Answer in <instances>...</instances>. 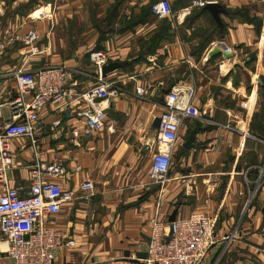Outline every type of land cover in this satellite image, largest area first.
Here are the masks:
<instances>
[{
  "label": "crops",
  "instance_id": "obj_1",
  "mask_svg": "<svg viewBox=\"0 0 264 264\" xmlns=\"http://www.w3.org/2000/svg\"><path fill=\"white\" fill-rule=\"evenodd\" d=\"M157 1L0 0V39L18 38L0 58V104L16 97L20 67L64 66L83 90L93 84L91 52L106 50L109 63L123 65L106 76L121 89L108 116L113 134L75 138L81 109L74 107L59 128L52 107L38 125L44 160L63 163L66 176L58 182L77 196L49 217L65 240L54 264H143L138 254H147L152 218L168 225L194 216L215 222L217 242L202 264H264V0H170L175 20L153 16ZM209 4L222 8L221 24ZM40 8L50 14L40 16ZM85 17L91 26L83 31L77 25ZM31 30L42 35L37 44L24 40ZM218 43L234 50L232 59L208 58ZM137 86L147 95L137 96ZM174 87L195 88L201 117L183 123L161 192L147 185L150 146ZM194 130V148L185 149ZM16 156L12 185L27 190L31 147L24 143ZM87 179L95 195L80 199ZM8 249L0 238V264H15Z\"/></svg>",
  "mask_w": 264,
  "mask_h": 264
},
{
  "label": "built area",
  "instance_id": "obj_2",
  "mask_svg": "<svg viewBox=\"0 0 264 264\" xmlns=\"http://www.w3.org/2000/svg\"><path fill=\"white\" fill-rule=\"evenodd\" d=\"M200 5L205 6V3ZM151 11L159 20L176 19L170 0H158L152 4ZM16 40V37L0 39V58ZM24 40L27 44H37L42 35L31 30ZM217 46L224 52H234L223 43ZM34 49L37 53V47ZM90 61L94 66L93 84L83 90H80L79 78L64 66L36 71L20 67L13 73L16 97L0 104V238L8 243L7 257L15 264L55 263L65 240L63 233L51 225L49 217L60 214L64 204L77 199L74 192L64 189L58 182L66 176L63 163L56 158L49 162L44 160L36 135L42 115L52 107L56 115L52 126L59 128L66 110L80 108L76 114L81 130L74 129L75 138L81 133L92 135L105 130L114 133L113 127L108 126V116L121 89L118 82L103 76L102 70L110 61L106 50L91 52ZM136 94L143 97L147 91L137 86ZM200 117L195 88H172L164 98L160 125L150 146L155 151L147 173V185L158 186L161 192L167 186L181 127L185 121ZM24 143L31 147L33 156L27 190L23 186H13L11 179L17 166L16 152ZM95 190L94 182L87 179L80 186L79 198H91ZM150 223L147 258L143 264H202L208 250L217 242L215 222L207 216L176 218L168 225L154 217ZM67 244L73 246L74 243Z\"/></svg>",
  "mask_w": 264,
  "mask_h": 264
},
{
  "label": "water",
  "instance_id": "obj_3",
  "mask_svg": "<svg viewBox=\"0 0 264 264\" xmlns=\"http://www.w3.org/2000/svg\"><path fill=\"white\" fill-rule=\"evenodd\" d=\"M206 9L212 14V16L214 17V19L221 24V20H220V14L223 12L222 8L217 5V4H209L207 5ZM262 20H257L256 21V25L260 26L262 25ZM218 55H222L224 56L226 59H232L233 55L227 52H224L219 46H216L213 48V50L210 51V53L208 54V58H213L215 56ZM123 67V65L119 62H110L109 64H107L106 66H104L102 72H103V76H107L110 73L121 69ZM160 125V118H157L155 121V128L159 127ZM196 130L192 131L188 140L185 142V144L183 145V147L185 149H192L194 148V141H195V135H196ZM175 220V218L173 217L171 219V221ZM138 257L141 259H146L147 258V254H138Z\"/></svg>",
  "mask_w": 264,
  "mask_h": 264
},
{
  "label": "rangeland",
  "instance_id": "obj_4",
  "mask_svg": "<svg viewBox=\"0 0 264 264\" xmlns=\"http://www.w3.org/2000/svg\"><path fill=\"white\" fill-rule=\"evenodd\" d=\"M42 9H44V8L37 9L36 12H37V11H40V10H42ZM54 9H55V8H54ZM54 9H53V11H54ZM56 10H57V11H56ZM36 12H35V13H36ZM55 12H58V7H57V5H56ZM77 26H78L79 29H83V31H86V30H88V28H89L91 25H90V23H89V20H87V18L85 17V18L83 19V22H81V24H80V25H77Z\"/></svg>",
  "mask_w": 264,
  "mask_h": 264
},
{
  "label": "bare ground",
  "instance_id": "obj_5",
  "mask_svg": "<svg viewBox=\"0 0 264 264\" xmlns=\"http://www.w3.org/2000/svg\"><path fill=\"white\" fill-rule=\"evenodd\" d=\"M39 12H40V14H39L40 16H42L43 14L48 15V14H50V8H44V9L40 10Z\"/></svg>",
  "mask_w": 264,
  "mask_h": 264
},
{
  "label": "trees",
  "instance_id": "obj_6",
  "mask_svg": "<svg viewBox=\"0 0 264 264\" xmlns=\"http://www.w3.org/2000/svg\"><path fill=\"white\" fill-rule=\"evenodd\" d=\"M152 7V6H151ZM166 20V19H165ZM168 20V19H167ZM170 20V19H169ZM97 50H101V48H98Z\"/></svg>",
  "mask_w": 264,
  "mask_h": 264
}]
</instances>
